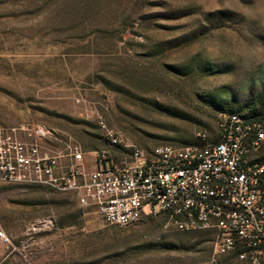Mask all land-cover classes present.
<instances>
[{"label":"rangeland","instance_id":"rangeland-1","mask_svg":"<svg viewBox=\"0 0 264 264\" xmlns=\"http://www.w3.org/2000/svg\"><path fill=\"white\" fill-rule=\"evenodd\" d=\"M263 89L264 0H0V124L83 146L103 121L146 148L201 145L220 105ZM0 230L28 260L1 249L2 264L234 263L212 232L108 225L42 187L0 184Z\"/></svg>","mask_w":264,"mask_h":264},{"label":"built area","instance_id":"built-area-1","mask_svg":"<svg viewBox=\"0 0 264 264\" xmlns=\"http://www.w3.org/2000/svg\"><path fill=\"white\" fill-rule=\"evenodd\" d=\"M99 126L104 147L87 151L44 125L0 124V184L70 195L108 225L160 217L168 229L212 232L218 255L264 264V119L227 114L214 141L149 150L103 121ZM26 247L0 230L5 258L17 252L28 262Z\"/></svg>","mask_w":264,"mask_h":264},{"label":"trees","instance_id":"trees-1","mask_svg":"<svg viewBox=\"0 0 264 264\" xmlns=\"http://www.w3.org/2000/svg\"><path fill=\"white\" fill-rule=\"evenodd\" d=\"M219 108L222 112H229L230 114L234 113L245 119H264L262 118L264 117V89L259 93V96L256 99H249L246 101L245 104L240 105L239 107L231 106L229 108V107H225L224 105H220ZM246 110L249 111L250 113L249 115L243 114V112ZM93 136L94 138H89L88 142L85 145H83L84 149L87 151H95V150H99L100 148L104 147V143L101 139V136L100 137H96L95 135ZM95 138H99V142H96L94 140ZM193 144H196V143H193ZM164 145H167V144H164ZM157 146H160V145H157ZM142 148L149 150L154 147H149V148L142 147ZM260 160L264 161V153L261 155Z\"/></svg>","mask_w":264,"mask_h":264}]
</instances>
